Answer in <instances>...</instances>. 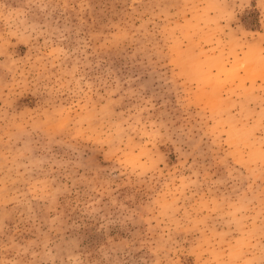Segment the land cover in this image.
<instances>
[{
	"label": "rangeland",
	"instance_id": "1",
	"mask_svg": "<svg viewBox=\"0 0 264 264\" xmlns=\"http://www.w3.org/2000/svg\"><path fill=\"white\" fill-rule=\"evenodd\" d=\"M0 264H264V0H0Z\"/></svg>",
	"mask_w": 264,
	"mask_h": 264
}]
</instances>
